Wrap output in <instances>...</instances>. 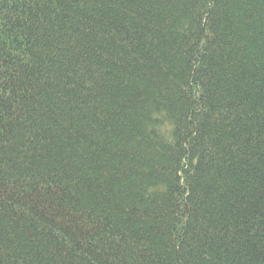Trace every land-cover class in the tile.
<instances>
[{
  "label": "trees",
  "instance_id": "trees-1",
  "mask_svg": "<svg viewBox=\"0 0 264 264\" xmlns=\"http://www.w3.org/2000/svg\"><path fill=\"white\" fill-rule=\"evenodd\" d=\"M0 264H264V0H0Z\"/></svg>",
  "mask_w": 264,
  "mask_h": 264
}]
</instances>
